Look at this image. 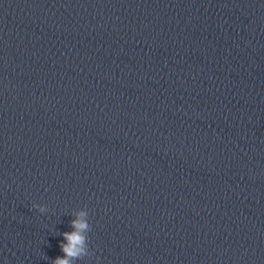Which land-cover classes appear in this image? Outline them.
<instances>
[{
	"label": "clouds",
	"instance_id": "1",
	"mask_svg": "<svg viewBox=\"0 0 264 264\" xmlns=\"http://www.w3.org/2000/svg\"><path fill=\"white\" fill-rule=\"evenodd\" d=\"M80 217L86 216L85 212H81ZM75 231L64 233L66 244H61V249L65 253V258H56L53 264H71L72 259L82 258L89 255L86 236L84 233L88 231L89 225L84 219H77L71 222Z\"/></svg>",
	"mask_w": 264,
	"mask_h": 264
}]
</instances>
